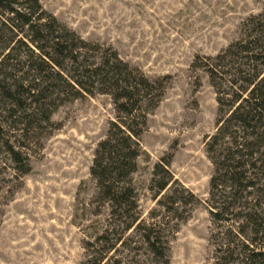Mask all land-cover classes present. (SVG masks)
Listing matches in <instances>:
<instances>
[{
	"label": "rangeland",
	"instance_id": "374dc122",
	"mask_svg": "<svg viewBox=\"0 0 264 264\" xmlns=\"http://www.w3.org/2000/svg\"><path fill=\"white\" fill-rule=\"evenodd\" d=\"M40 3L83 40L113 48L122 61L149 79L171 77L141 138L143 154L133 176L141 219L151 223V214L159 215L163 235L169 240L170 264H225L218 259V243L229 224L214 222L209 213L214 166L205 150L217 130V94L204 68L193 64L197 60L203 65L236 41L242 23L264 10V0ZM115 119L111 98L97 95L60 107L51 123L28 139L11 124L3 125L5 142L15 148L25 146L20 151L30 172L23 176L17 171L1 140L0 264H83L93 248H102L90 244L112 223L109 206L97 197L90 169L97 145ZM171 154L174 179L200 200L177 234L176 217L159 213L149 191L155 165ZM129 237L132 243L119 244L117 252L109 254L111 263L121 259L123 264H156L146 261L143 250L133 255L124 252L123 248H146L136 234L130 232ZM108 238L113 242L115 236Z\"/></svg>",
	"mask_w": 264,
	"mask_h": 264
},
{
	"label": "trees",
	"instance_id": "16d2710c",
	"mask_svg": "<svg viewBox=\"0 0 264 264\" xmlns=\"http://www.w3.org/2000/svg\"><path fill=\"white\" fill-rule=\"evenodd\" d=\"M193 67L204 68L217 94V130L205 150L214 166L209 213L214 222L229 224L218 243V259L225 264H264V10L242 23L238 39L225 50L203 65L196 60ZM170 81V76L149 79L113 48L83 40L45 11L40 0H0V141L21 175L30 172L20 151L25 146L5 142L3 125L11 124L28 139L72 101L106 95L114 105L116 119L98 143L90 169L112 224L90 244L103 246L93 248L83 264H113L109 254L117 245L134 241L126 238L130 232L146 248L124 252L143 250L146 261L171 263L159 215L153 212L151 223L141 219L133 185L148 118ZM172 160L171 154L155 165L149 191L159 213L176 217L177 234L200 200L174 179ZM108 235L115 236L113 242ZM110 242V248H103ZM123 263L117 259L114 264Z\"/></svg>",
	"mask_w": 264,
	"mask_h": 264
}]
</instances>
